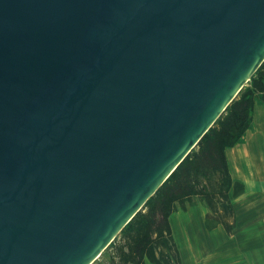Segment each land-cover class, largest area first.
I'll return each mask as SVG.
<instances>
[{
	"label": "water",
	"instance_id": "1",
	"mask_svg": "<svg viewBox=\"0 0 264 264\" xmlns=\"http://www.w3.org/2000/svg\"><path fill=\"white\" fill-rule=\"evenodd\" d=\"M263 61L264 0H0V264H92Z\"/></svg>",
	"mask_w": 264,
	"mask_h": 264
},
{
	"label": "trees",
	"instance_id": "2",
	"mask_svg": "<svg viewBox=\"0 0 264 264\" xmlns=\"http://www.w3.org/2000/svg\"><path fill=\"white\" fill-rule=\"evenodd\" d=\"M257 74L261 78L254 81V88L264 92V61ZM252 108V93L233 100L228 114L221 115L215 127L200 139L197 151L187 155L123 228L121 240L111 247L110 264H146V260L152 264H181L168 218L177 209L185 210L193 196L204 201L217 224L232 232L235 221L229 194H240L243 187L231 179L224 152L248 129ZM210 218L207 214L206 219Z\"/></svg>",
	"mask_w": 264,
	"mask_h": 264
},
{
	"label": "crops",
	"instance_id": "3",
	"mask_svg": "<svg viewBox=\"0 0 264 264\" xmlns=\"http://www.w3.org/2000/svg\"><path fill=\"white\" fill-rule=\"evenodd\" d=\"M226 161L231 179L243 187L232 202L236 227L208 230L203 206L170 216L181 264H264V99L256 101L252 122Z\"/></svg>",
	"mask_w": 264,
	"mask_h": 264
},
{
	"label": "rangeland",
	"instance_id": "4",
	"mask_svg": "<svg viewBox=\"0 0 264 264\" xmlns=\"http://www.w3.org/2000/svg\"><path fill=\"white\" fill-rule=\"evenodd\" d=\"M260 78H261V76H259V74H257V71L252 75V77L242 86V88L240 89V91L238 92V94L235 96V98H234V100H236V99H238L239 97H241V95L242 94H244V93H247V92H249V93H252L253 94V108H252V111H251V118H252V116H253V110H254V106H255V104H256V101L257 100H262V99H264V97H263V95H264V92H259V91H257L255 88H254V81H259L260 80ZM233 102V101H232ZM231 102V103H232ZM230 106V105H229ZM229 106L227 107V108H229ZM225 109L224 111H223V113L221 114V115H223V116H225L226 114H228V109ZM220 115V116H221ZM219 116V117H220ZM219 119V118H218ZM218 119L214 122V124L208 129V131L211 129V128H214L215 127V124H216V122L218 121ZM251 122H252V120H251ZM251 124V123H250ZM250 126V125H249ZM207 131V132H208ZM241 138H242V136H241ZM240 138V139H241ZM240 139L238 140V142L240 141ZM237 142V143H238ZM236 143V144H237ZM235 144V145H236ZM233 147V146H232ZM229 148H231V147H229ZM229 148H227L226 150H225V152H224V154H225V157H226V152L228 151V149ZM197 151V146H195L192 150H191V152L189 153V154H192L193 152H196ZM230 174V173H229ZM242 194V192L240 193V194H237V195H235V196H232L231 195V193L229 194L230 195V200H231V204H232V207H233V201L236 199V198H238L240 195ZM234 199V200H233ZM199 206H203L205 209H206V214H208L211 218L210 219H206L205 220V227L208 229V230H210V229H213V228H215V227H217V226H219V224H217L216 222H215V219H213L214 218V216H212V213L209 211V209H208V207L205 205V203H204V201H202V200H200L199 198H197L196 196H193L187 203H186V209L185 210H182V209H177L175 212H173L170 216L172 217V216H174V215H176V214H182V213H188V212H193V213H195V212H199V210H198V208H199ZM144 208V207H143ZM142 208V209H143ZM141 209V210H142ZM140 210V211H141ZM139 211V212H140ZM219 212V211H218ZM221 214H222V212H221ZM170 216H169V218H168V221H169V219H170ZM207 216V215H206ZM235 218V217H234ZM234 221H235V219H234ZM170 222V221H169ZM258 223H259V221H258ZM170 224V223H169ZM235 227H236V225H235ZM174 228H176V224L174 223ZM174 230V229H173ZM172 231V230H171ZM122 235H123V233H122V231L116 236V238L111 242V244L100 254V256L92 263V264H110V262H111V257H112V246H113V244L114 243H117V242H119L120 240H121V238H122ZM173 239H174V242H175V245H176V241H175V238H174V236H173ZM176 247H177V245H176Z\"/></svg>",
	"mask_w": 264,
	"mask_h": 264
},
{
	"label": "bare ground",
	"instance_id": "5",
	"mask_svg": "<svg viewBox=\"0 0 264 264\" xmlns=\"http://www.w3.org/2000/svg\"><path fill=\"white\" fill-rule=\"evenodd\" d=\"M239 85L237 87L234 88V91H236L238 89ZM261 137V136H260Z\"/></svg>",
	"mask_w": 264,
	"mask_h": 264
}]
</instances>
